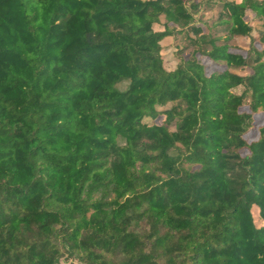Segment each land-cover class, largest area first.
Listing matches in <instances>:
<instances>
[{"label": "trees", "instance_id": "trees-1", "mask_svg": "<svg viewBox=\"0 0 264 264\" xmlns=\"http://www.w3.org/2000/svg\"><path fill=\"white\" fill-rule=\"evenodd\" d=\"M0 264H264V0H0Z\"/></svg>", "mask_w": 264, "mask_h": 264}, {"label": "rangeland", "instance_id": "rangeland-1", "mask_svg": "<svg viewBox=\"0 0 264 264\" xmlns=\"http://www.w3.org/2000/svg\"><path fill=\"white\" fill-rule=\"evenodd\" d=\"M216 15V11H209L205 14V20H211L213 17H215ZM253 19V15L249 12L248 13V21H250L253 25V27L257 30L259 29V23H257L256 21H252ZM256 32H254L255 34ZM184 41V40H183ZM183 41H181L183 43ZM180 42V43H181ZM248 40H243V41H239L236 42V47L239 51H244L246 49V45L248 44ZM179 44L178 41L176 40H171V39H167L165 40L162 45L164 46V54L166 55V62H165V66L166 68H168L169 70H173L176 67V61H175V56H174V52L176 47H178L177 45ZM200 60H202L203 62H205L206 60L203 57H199ZM121 88H123L124 86H120ZM247 140L249 141H254L258 138V130L257 128H254L252 130L249 131V133L245 136Z\"/></svg>", "mask_w": 264, "mask_h": 264}, {"label": "crops", "instance_id": "crops-1", "mask_svg": "<svg viewBox=\"0 0 264 264\" xmlns=\"http://www.w3.org/2000/svg\"><path fill=\"white\" fill-rule=\"evenodd\" d=\"M167 39H171V38H167ZM167 39H166V40H167ZM171 40H172V39H171Z\"/></svg>", "mask_w": 264, "mask_h": 264}]
</instances>
